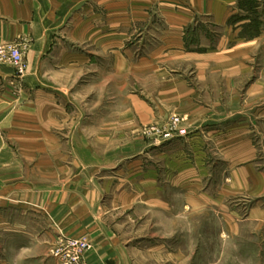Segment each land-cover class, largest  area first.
<instances>
[{"label":"crops","instance_id":"crops-1","mask_svg":"<svg viewBox=\"0 0 264 264\" xmlns=\"http://www.w3.org/2000/svg\"><path fill=\"white\" fill-rule=\"evenodd\" d=\"M237 1L0 0L26 46L22 75L0 63V264H58L64 237L84 264H181L145 223L209 211L264 234V0ZM170 114L186 136L141 133Z\"/></svg>","mask_w":264,"mask_h":264},{"label":"rangeland","instance_id":"rangeland-1","mask_svg":"<svg viewBox=\"0 0 264 264\" xmlns=\"http://www.w3.org/2000/svg\"><path fill=\"white\" fill-rule=\"evenodd\" d=\"M255 1L238 0L237 5L241 8V11L252 12L257 4ZM251 7L252 11L248 9ZM205 18L209 19L208 16H205ZM236 18H238V14ZM230 22L233 23V17L229 19L228 24ZM256 31L255 27L245 28L239 32V36L250 38L257 34ZM196 51L201 52L204 49ZM186 69V72L189 70L195 73L193 68L192 70L191 68ZM175 117L179 119L178 128L184 130L187 135V130L181 124L184 121L183 117L176 114L167 116L162 124L148 123L143 125L141 133L148 138L154 137L167 141L162 137L161 131L166 129ZM219 219L220 217L215 211H209L208 213L191 215V217L186 218L177 217V222L172 227L171 225L168 226L167 223L163 224L161 219L158 228L156 226L148 227L149 225L145 223V233L153 234L154 239L146 241L144 244L145 246L164 245L166 250L175 249L177 252L184 253L185 256L181 257V261L178 259L177 262H183L181 264H264V234L258 230H253L247 224L242 226L238 235H235L233 231H226L222 215L221 225ZM169 227L170 230L174 229L173 234L168 233L170 231L168 230ZM57 263L59 264L58 260Z\"/></svg>","mask_w":264,"mask_h":264},{"label":"built area","instance_id":"built-area-1","mask_svg":"<svg viewBox=\"0 0 264 264\" xmlns=\"http://www.w3.org/2000/svg\"><path fill=\"white\" fill-rule=\"evenodd\" d=\"M24 46L21 43L0 44V63H9L14 66L18 75L25 71ZM179 119L171 120L169 126L161 131L165 140L177 136H185L186 132L178 128ZM91 249V244L86 238L64 237L52 251V256L59 261V264H84V254Z\"/></svg>","mask_w":264,"mask_h":264},{"label":"trees","instance_id":"trees-1","mask_svg":"<svg viewBox=\"0 0 264 264\" xmlns=\"http://www.w3.org/2000/svg\"><path fill=\"white\" fill-rule=\"evenodd\" d=\"M253 6V5H252ZM249 10H251L252 9V7L251 8H248Z\"/></svg>","mask_w":264,"mask_h":264}]
</instances>
